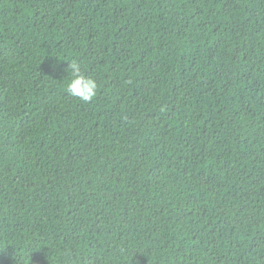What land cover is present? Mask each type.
<instances>
[{"label": "trees", "instance_id": "obj_1", "mask_svg": "<svg viewBox=\"0 0 264 264\" xmlns=\"http://www.w3.org/2000/svg\"><path fill=\"white\" fill-rule=\"evenodd\" d=\"M0 264H264V0H0Z\"/></svg>", "mask_w": 264, "mask_h": 264}, {"label": "clouds", "instance_id": "obj_2", "mask_svg": "<svg viewBox=\"0 0 264 264\" xmlns=\"http://www.w3.org/2000/svg\"><path fill=\"white\" fill-rule=\"evenodd\" d=\"M67 67L71 70V79L66 88L67 92L81 101H92L97 95V82L91 76L84 75L77 62L72 61Z\"/></svg>", "mask_w": 264, "mask_h": 264}]
</instances>
